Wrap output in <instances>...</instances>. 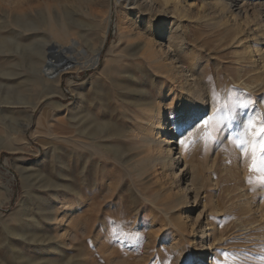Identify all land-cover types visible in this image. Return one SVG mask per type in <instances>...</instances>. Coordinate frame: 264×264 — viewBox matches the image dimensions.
<instances>
[{
  "label": "rangeland",
  "instance_id": "374dc122",
  "mask_svg": "<svg viewBox=\"0 0 264 264\" xmlns=\"http://www.w3.org/2000/svg\"><path fill=\"white\" fill-rule=\"evenodd\" d=\"M233 1L247 18H221L227 0L166 7L179 60L196 78L178 90L164 67L135 69L117 0H0V264H264V181L233 143L264 113V0ZM259 34L254 61L245 48ZM56 48L72 68L44 82L46 64L61 62ZM193 92L206 108L182 126L193 141L185 151L176 127ZM165 119L184 168L155 162L150 141ZM204 120L209 131L222 121L207 142ZM184 175L196 177V196Z\"/></svg>",
  "mask_w": 264,
  "mask_h": 264
},
{
  "label": "bare ground",
  "instance_id": "6f19581e",
  "mask_svg": "<svg viewBox=\"0 0 264 264\" xmlns=\"http://www.w3.org/2000/svg\"><path fill=\"white\" fill-rule=\"evenodd\" d=\"M157 1L158 0H117L118 7L122 9L124 18H128L129 26L131 27L129 37L135 38L131 43L133 45L132 51L134 50V55H136V58L140 62L136 63L134 67L136 70L140 69L143 65L142 62L148 64V66L153 69L164 67L166 68V73L174 77V79L176 80L178 90H189L191 86L196 82L195 75L194 73H192V70H187L179 60L178 54L182 50V45L180 46L178 41H173L171 35L173 28L169 29L171 25L168 29L166 28L167 25H165V17L167 16V14H165L166 7L169 5H173L175 7L174 10L178 12L185 3L180 2V0H160L162 4L161 6H159ZM227 2L229 5V10L222 13V15L220 16L221 18H224L226 19V21L230 22H237L239 18H247V12L243 10L240 5L238 6L237 4H235L233 0H227ZM128 15L134 17L135 20H142V24H136L135 20H132V18L128 17ZM257 31L262 33L264 31V25H260ZM154 32H157V34H154ZM167 33L170 34L168 35L169 37L165 39ZM242 37L244 36L240 34L236 39L239 44H242L243 42ZM256 37V42H258V44L252 49L248 46L245 48L246 56L254 61L256 60L255 57H261V53L263 52L262 48L260 47L263 36L261 37V34H259ZM103 43L104 41L101 43V47L94 52V55L91 57L89 63L86 66L87 69L94 68L98 65ZM66 51L58 50V48H56V50H53V57L57 56L61 58V62L60 64H54L52 61H49V63L46 64L47 67L45 71L48 73L47 76H49L50 78H44V82L48 81L49 79L51 81H55L61 76L62 71L72 68V63L74 61L72 59H68L67 57H62L64 56V53ZM239 59H241V57ZM129 75L130 77H135L136 72L130 73ZM204 98L195 92L192 93V101L185 107V112L183 111L184 118L182 121H180L179 124H181L182 126L185 124H189L203 115L206 108ZM151 106L152 103H147V106H143L140 109L148 113L149 111H151ZM172 111L175 115L177 114L176 109H172ZM162 122L163 123L160 128L161 138L150 141L157 147V156L155 157V162H157L161 167H169L172 164L181 163V165L179 166L184 168L187 163L184 161V159H182L178 148L174 147L173 149H170L172 145L177 143V137L175 133H172V131L170 130L168 123L169 120L165 119ZM172 150L177 152L178 157L173 158ZM190 176V178H186V176L184 175L181 178L184 183L183 190L187 191L190 186H193L196 190V196L198 193L196 187V177L192 175ZM183 192L184 191H181L180 196L178 197L180 201L181 199H186L188 196L186 195L185 198Z\"/></svg>",
  "mask_w": 264,
  "mask_h": 264
},
{
  "label": "snow or ice",
  "instance_id": "6c2138e0",
  "mask_svg": "<svg viewBox=\"0 0 264 264\" xmlns=\"http://www.w3.org/2000/svg\"><path fill=\"white\" fill-rule=\"evenodd\" d=\"M252 102L250 100L237 101L236 104L240 108H247ZM227 108V105H225ZM222 121H217L209 131L211 121L204 120L201 127L205 129V141L213 138V133L217 130ZM180 132L178 143L181 148L187 151L193 141L186 138L183 133L182 125H177ZM234 146L240 152V156L248 163L250 173L258 175L261 181H264V113L257 112L254 116H249L246 122H243V127L239 131L237 137L233 141ZM251 183L252 181L249 180Z\"/></svg>",
  "mask_w": 264,
  "mask_h": 264
}]
</instances>
